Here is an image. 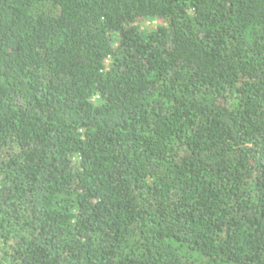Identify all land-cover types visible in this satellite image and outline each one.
<instances>
[{"label": "trees", "instance_id": "16d2710c", "mask_svg": "<svg viewBox=\"0 0 264 264\" xmlns=\"http://www.w3.org/2000/svg\"><path fill=\"white\" fill-rule=\"evenodd\" d=\"M0 264H264V0H0Z\"/></svg>", "mask_w": 264, "mask_h": 264}, {"label": "rangeland", "instance_id": "374dc122", "mask_svg": "<svg viewBox=\"0 0 264 264\" xmlns=\"http://www.w3.org/2000/svg\"><path fill=\"white\" fill-rule=\"evenodd\" d=\"M145 26H147V27H154L155 24L154 23H145Z\"/></svg>", "mask_w": 264, "mask_h": 264}]
</instances>
